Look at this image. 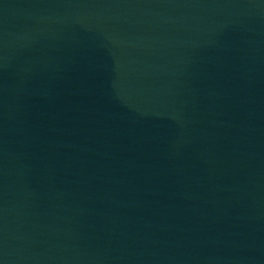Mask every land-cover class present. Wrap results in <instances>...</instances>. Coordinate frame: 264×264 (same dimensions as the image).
<instances>
[{
	"label": "water",
	"instance_id": "95a60500",
	"mask_svg": "<svg viewBox=\"0 0 264 264\" xmlns=\"http://www.w3.org/2000/svg\"><path fill=\"white\" fill-rule=\"evenodd\" d=\"M0 264H264V0H0Z\"/></svg>",
	"mask_w": 264,
	"mask_h": 264
}]
</instances>
